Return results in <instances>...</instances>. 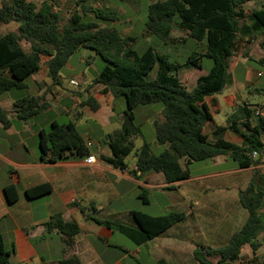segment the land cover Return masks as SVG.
Here are the masks:
<instances>
[{"label": "trees", "instance_id": "16d2710c", "mask_svg": "<svg viewBox=\"0 0 264 264\" xmlns=\"http://www.w3.org/2000/svg\"><path fill=\"white\" fill-rule=\"evenodd\" d=\"M254 0H157L146 10L145 30L150 36L162 41L171 38L172 30L188 35L197 44H205L203 54L194 51L184 64L170 62L168 56L159 55L151 47L137 54L131 47L134 38L125 37L116 29L103 27L100 22L115 21L116 15L109 10H92L96 21H83L77 13L61 24V17L54 9L56 0H44L37 7L32 0H0V24L16 23V32L0 36V96L11 90H26L27 81L44 66L53 85H59L60 73L70 57L80 48L92 50L104 65L93 82L87 86L90 94L95 87L99 93L109 94L114 99L123 98L125 109L117 112L115 120L119 127L108 133L104 142L110 150L109 157L101 160L113 169L125 171V159L134 150V141L142 136L141 126L135 124V108L150 104L161 105L160 119L153 122L154 137L163 151L154 155L149 145L143 142L134 153L133 175L141 180L151 173H160L168 184L189 179V165L218 156L230 158L238 168L247 169L259 163L264 154L260 135L264 133V118H254L247 105L240 106L227 118V125L241 134V146L223 139L225 128H217L209 141L203 134L210 114L198 104L205 97L219 94L229 84L228 60L236 52L239 43L262 36L264 50V9L245 12L243 6ZM22 42L29 44L25 51ZM202 58L212 62L207 74L200 76L193 89L188 90L177 73L183 67H199ZM264 68V57L253 61ZM157 68L153 80L145 77ZM83 106L92 111L98 105L89 95ZM49 105L41 97L29 96L13 104V114L19 120H28L47 110ZM74 117V116H73ZM9 113L0 107V125L8 129ZM39 150L41 162L55 163L69 158H82L88 149L74 122L53 123L50 130L40 133ZM256 158L252 157L253 153ZM139 173V175H136ZM249 185L239 192V203L248 217L239 231L233 233L228 243L212 249L207 255L217 256L216 263L205 258L206 252H194L198 264H264L241 259V251L248 247L252 257L264 243V176L254 172ZM170 188H173L172 186ZM51 192L49 185H40L25 192L29 199L39 198ZM8 203L16 200L13 187H6ZM138 198L148 203L147 191L140 188ZM133 225L118 221L96 223L114 226L136 246L144 245L167 231L184 218L183 213L171 212L151 216L130 212ZM47 233L58 232L67 248L74 245L80 233L75 222H65L61 215L52 216L45 224ZM0 236V264H13ZM59 264H81L76 256L65 258ZM157 264H166L160 260Z\"/></svg>", "mask_w": 264, "mask_h": 264}, {"label": "crops", "instance_id": "0c3cea01", "mask_svg": "<svg viewBox=\"0 0 264 264\" xmlns=\"http://www.w3.org/2000/svg\"><path fill=\"white\" fill-rule=\"evenodd\" d=\"M32 1L35 3L34 0ZM70 1L77 6L79 5L77 2L83 0H56L54 10L61 14L63 6ZM125 1L134 11L140 3V0ZM156 1L150 0L148 6ZM81 5L78 10L82 9ZM102 5L104 10H109L116 15L115 21L123 17L119 8H114L106 2ZM243 8L247 13L256 9H264V0H254L245 4ZM85 9L92 15V8L84 7L83 10ZM75 12L78 13L77 10L73 13ZM174 32L179 31L172 30L169 39L171 42H176L172 39ZM120 34L131 37L129 32H120ZM144 34L150 36L146 30ZM262 38L258 36L249 41L243 39L239 43L236 52L228 60L229 84L221 93L205 97L198 104L199 108L205 107L210 114V120L206 121L203 127V134L209 141L212 140L213 132L222 127L225 128L223 133L225 141L237 146L242 145L241 134L235 132L226 122L227 118L240 106L247 105L249 109L259 108L262 113L261 117L264 118V68L249 61V59L253 61L263 59L264 50L260 45ZM188 39L190 38L187 35ZM203 59L206 58H202L199 67L188 66L178 71L177 78L187 89L188 87L193 89L196 80L206 75L210 69V63L203 66ZM45 61L41 62L40 70L27 81V89L23 90L25 96L22 98L41 97L42 102L49 105L47 110L28 120H19L13 114V104L22 98L16 99L17 94L10 93V91L0 96V107L9 113L11 120L8 129L0 125V236L5 250L11 253L10 260L13 264H59L61 260L72 256H76L81 264H124L125 258L129 257V252L123 246L110 242L119 232L112 225L99 224L93 220L97 218L100 221L113 222L118 221L119 216L114 211L105 212L100 206L97 207L94 204L97 199L104 198L109 202H115L131 193L135 195L136 186L139 191L143 188L147 191H156L160 195H167V191L175 188L179 190L183 182L204 181L231 175L239 180L243 177L251 179L254 172L264 176V154L259 158V163L253 167L240 169L235 164L233 168H230L231 170L224 168L228 164L227 157L218 156L207 161L212 167L222 168V170L202 174L195 178L189 176L188 180L172 184L166 183L160 173H151L138 180L132 173L135 166L132 170L127 168L125 171L113 169L101 160V157L110 156V150L104 138L116 129L106 132L108 128L117 123L116 113L123 112L125 106H120L118 99H114L111 95L99 93L100 87H95L89 94L86 89L93 81L88 83L83 76L78 78H83L84 81L76 84L72 82L71 88L64 89L61 77L59 85H53L47 76ZM67 65L68 63L65 67ZM89 95L98 105L95 111L83 106ZM53 111L61 116L71 115L88 149L87 156L79 158L69 155L68 159L55 163L41 162L40 133L49 131L53 123H58L56 118H46ZM84 118L90 119L91 123L87 122L85 126H81L79 122ZM94 137H99L97 146L91 139ZM260 140L264 148V133L260 135ZM88 157H94V163L87 164L85 160ZM45 184L51 187L49 194L34 199L25 196L27 190ZM171 186L173 188H170ZM6 187H13L17 194L16 200L11 204L7 201ZM206 191V188L202 189V192ZM175 192L176 195H171L170 200L173 207L178 209V213L184 214L181 221L186 220L187 217H193L196 209L179 197L177 191ZM130 212L132 211L125 212V216L130 218L127 225H133ZM55 215H61L65 222H75L80 229L71 248L65 246L58 232L54 230L47 233L45 230L44 224ZM263 249L264 244L260 246L254 257L243 260L248 261L255 258L257 262L263 261L264 257L258 258V252ZM136 253L139 254L140 251L137 250Z\"/></svg>", "mask_w": 264, "mask_h": 264}, {"label": "rangeland", "instance_id": "374dc122", "mask_svg": "<svg viewBox=\"0 0 264 264\" xmlns=\"http://www.w3.org/2000/svg\"><path fill=\"white\" fill-rule=\"evenodd\" d=\"M36 5H40L42 0H34ZM83 2V3H82ZM77 2L79 5L70 1L63 6L61 11V24L65 23L74 10L82 17L83 21H96L84 7L94 9H104L102 3H109L114 8H119L123 17L119 21L100 22L103 27L114 28L118 32H129L130 36L134 38L131 44L132 49L137 54H142L146 48L151 47L159 55L168 56L170 62L177 64H184L192 52H203L204 44H197L193 40L188 39L186 33L174 32L171 40L162 41L153 36H146L144 34L145 23L147 21V7L150 0H140L136 11L132 10L125 0H83ZM83 4V5H81ZM82 6V9L78 10ZM261 4H259L260 6ZM17 24L9 23L6 25L0 24V36L10 32H16ZM182 43V44H181ZM25 51H29V44L21 43ZM68 65L64 67L60 73L62 86L64 89L71 88L73 83H81L84 81L83 76L88 83H91L96 77L99 69L104 65V62L92 50L80 48L68 60ZM212 62L203 59V66ZM157 68L155 67L145 79L153 80ZM83 80V81H82ZM86 83V84H88ZM189 86V85H187ZM192 87H188L190 90ZM79 89V88H78ZM10 93H16L18 98L25 96L23 90H11ZM120 106L124 107V99H118ZM125 108V107H124ZM161 105L159 103L139 106L135 108V124L141 126L143 138H136L134 141L133 152L125 159L128 170H132L135 166L134 153L142 146L143 142L149 145L150 151L154 155H158L163 151V146L156 143L154 137L153 122L160 119ZM46 118H56L59 124H68L74 122L70 116H61L58 112L53 111L49 113ZM91 123L90 119L84 118L79 123L85 126L86 123ZM118 123L113 124V127L107 129L106 132L118 128ZM99 137L91 138L97 146ZM92 150V149H91ZM228 164L225 169L233 168L235 163L227 158ZM190 177L195 178L202 174L218 172L222 168H214L209 161L193 162L189 166ZM250 178L243 177L237 179L236 176L218 177L216 179H206L204 181H190L183 182L178 190L167 191V195H160L153 190L147 191L148 203H144L138 198L140 191L138 187L135 188V195L133 193L127 195L125 198L113 201H107L104 198H99L95 201L97 207H101L105 212L108 210L114 211L118 214V221L127 223L130 220L125 216V212H141L151 216H162L171 212H179L173 207L170 200L171 195H177L189 205L191 204L196 211L193 217H187L186 220L180 221L161 234L153 242H148L142 247H137L125 236L116 233L115 237L111 239L112 244H119L126 248L129 252L124 260V264H157L159 260H164L166 264H198L195 260L194 252L203 249L202 253L206 252L205 258L211 263H216L217 256L207 255L212 249L225 246L231 235L240 230L248 217V213L243 209L238 201L239 192L244 190L250 183ZM200 186V189H199ZM206 188V192L202 189ZM90 206V205H86ZM99 218V217H98ZM100 219V218H99ZM194 228H193V227ZM264 238V235H261ZM259 237L258 240L263 238ZM264 244V243H263ZM140 253H136V251ZM258 258L264 257V249L260 250ZM127 254V255H128ZM122 256V255H121ZM133 257V258H132ZM252 256L248 247L242 249L241 259H250Z\"/></svg>", "mask_w": 264, "mask_h": 264}, {"label": "built area", "instance_id": "2783aa9c", "mask_svg": "<svg viewBox=\"0 0 264 264\" xmlns=\"http://www.w3.org/2000/svg\"><path fill=\"white\" fill-rule=\"evenodd\" d=\"M251 110H252V115H253L254 118L261 117L262 113H261V110H260L259 108H252ZM252 157H253V158H256V157H257V154L254 152V153L252 154ZM94 161H95L94 157H88V158L85 160V162H86L87 164H92V163H94Z\"/></svg>", "mask_w": 264, "mask_h": 264}, {"label": "water", "instance_id": "95a60500", "mask_svg": "<svg viewBox=\"0 0 264 264\" xmlns=\"http://www.w3.org/2000/svg\"><path fill=\"white\" fill-rule=\"evenodd\" d=\"M200 251L202 252V251H203V249H200Z\"/></svg>", "mask_w": 264, "mask_h": 264}]
</instances>
